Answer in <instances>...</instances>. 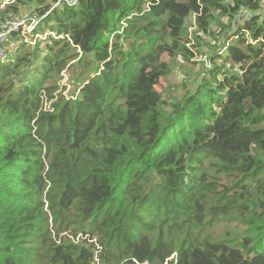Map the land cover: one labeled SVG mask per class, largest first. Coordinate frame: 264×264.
I'll list each match as a JSON object with an SVG mask.
<instances>
[{"label":"trees","instance_id":"obj_1","mask_svg":"<svg viewBox=\"0 0 264 264\" xmlns=\"http://www.w3.org/2000/svg\"><path fill=\"white\" fill-rule=\"evenodd\" d=\"M57 1L0 60V264H264V1Z\"/></svg>","mask_w":264,"mask_h":264},{"label":"rangeland","instance_id":"obj_2","mask_svg":"<svg viewBox=\"0 0 264 264\" xmlns=\"http://www.w3.org/2000/svg\"><path fill=\"white\" fill-rule=\"evenodd\" d=\"M179 1H184V0H179ZM31 7H35L34 5H30L29 3H17V0H0V21H5L4 23H1L3 25L7 24V22L10 23L11 19H17L18 21H21V27L20 29L15 33L16 39H9L8 42H4L2 45V49L6 51L8 48V43H14L12 44L9 49H13L16 47V45H19L21 43H27V41H31L32 45H35V41L33 40V36H31V31L33 30V25L37 23V19L35 16L32 15L31 12ZM195 17L191 16L187 19L186 21V39L191 40L190 46L197 45L196 41H194L195 37ZM225 22V21H224ZM52 24V22L49 23V26ZM40 27V26H39ZM44 29H41V32L39 34L40 39H45L46 32H48V28L43 26ZM197 27V26H196ZM45 31V32H44ZM44 33V34H43ZM46 36V37H45ZM37 36H34V38ZM189 46V45H187ZM3 50V58H5V52ZM76 52L78 53V57H81L82 65L88 66V69L85 71V76L90 74V70L92 68L91 65H88V57H84L81 55L80 50L76 49ZM203 55V54H201ZM194 61H196L198 64H202V67L207 65V60H205V57L202 56H195ZM165 61H168L167 58H165ZM178 63L173 67V74L170 76L169 80L174 84L172 86H179L180 83L186 81L187 79H193L195 76L199 77L200 75L203 74L204 69L199 67L195 63H190V62H184L180 58H178ZM75 63L71 62L70 65H73ZM208 67V66H207ZM79 71V66L73 65L68 67L66 70L63 72L58 73L59 78L56 81V85L58 87V90L54 93V100L52 101H47V96L46 94H43V106L44 109H49L50 105L52 102L55 101V99L60 96L64 97L65 100H69L72 97H76L77 89L79 87V83L83 80L81 78H77L74 76V74L78 73ZM196 77V78H197ZM189 81V80H188ZM187 82V81H186ZM190 82V81H189ZM192 82V81H191ZM160 85L163 88L169 87V83H166L165 81H161ZM159 91H161V88H157ZM179 94V92H177ZM164 100L170 101V99L167 96H163ZM82 239L86 240V242L89 244L90 242L88 240V236H83Z\"/></svg>","mask_w":264,"mask_h":264},{"label":"built area","instance_id":"obj_3","mask_svg":"<svg viewBox=\"0 0 264 264\" xmlns=\"http://www.w3.org/2000/svg\"><path fill=\"white\" fill-rule=\"evenodd\" d=\"M264 1V0H262ZM76 4V0H58L54 7H63L64 5L68 6H73ZM3 21L2 23H4ZM35 24L33 25L34 29ZM21 27V21H18L17 19H11L10 23L7 22L5 25H0V60L4 59L3 58V50L1 47L4 42H8V40L11 38L13 39V36L15 33L20 29ZM33 31V30H32ZM32 31H31V36H32ZM46 37V36H45ZM30 41V40H29ZM28 42V41H27ZM5 52V50H4Z\"/></svg>","mask_w":264,"mask_h":264}]
</instances>
